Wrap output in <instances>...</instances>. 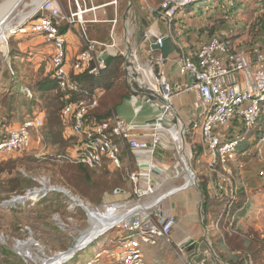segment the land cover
Wrapping results in <instances>:
<instances>
[{
    "label": "built area",
    "instance_id": "2783aa9c",
    "mask_svg": "<svg viewBox=\"0 0 264 264\" xmlns=\"http://www.w3.org/2000/svg\"><path fill=\"white\" fill-rule=\"evenodd\" d=\"M195 2L196 0H163L156 7H148L147 12L169 23L181 10ZM75 3L77 4V0ZM63 21L68 25L78 24L79 36L83 40V50L75 57L70 69L67 41L60 30V23ZM84 25L81 11L65 16L58 0H43L37 10L14 26L11 34L40 36L49 50L47 73L62 93L60 118L70 134L77 139L72 152L58 156L57 159L93 170L104 167L112 170L125 169L136 205H140L142 198L159 188L155 177L162 174L163 169H160L157 161L158 151L173 149L172 144L176 141L171 130L182 127L184 142L186 135H193L198 140L210 196L219 198L230 195L235 201L237 195H244L246 188L240 182L243 162L252 151H249L248 146L241 147L242 141L248 143L241 137V132L245 130L252 133L264 115V51L257 53L252 60L245 52L232 50L229 41L212 37L200 44L193 55L180 53L176 62L178 75L188 77L191 83H176L171 86L166 80L165 72L168 58L163 59L160 54L158 57L150 55L142 59L137 53L138 55H134L136 61L133 63V70L128 74L125 64L129 57L128 49L121 50L113 40L108 43L90 40ZM154 38L159 46L164 39H171L169 36ZM126 43L129 44V41ZM104 54L122 56L123 69L132 92L141 94L146 105L162 109L161 116L154 121L150 137H139L137 132L141 128L117 115L102 121L87 119V113L97 107L98 95L71 100V94L79 90L73 77L84 72L99 76L100 71L105 68L102 60ZM139 65L147 70L142 81L139 79L142 75H139ZM181 92L195 93L196 100L192 108L196 115L188 126L179 123V127H167L165 116L172 110L174 97ZM158 100L162 102L160 106ZM43 127L44 120L39 116L26 120L18 128L0 131V157L28 150L34 134H38ZM254 136L255 149L259 151L264 147V131L256 132ZM122 145L129 150V157H133L132 163H124ZM177 153L181 159V153L178 150ZM125 158L128 159V156ZM180 167L176 163L173 170L175 175H180ZM257 176L261 186H264V167L260 168ZM158 183L161 184L162 181ZM123 193L117 188L113 190V195ZM161 201L145 212H135L114 226L119 234L110 241L105 239L95 259L85 264H99L102 261H107V264H149L142 254V244L155 245L158 241L166 245L172 243L175 218L164 217L158 212Z\"/></svg>",
    "mask_w": 264,
    "mask_h": 264
},
{
    "label": "rangeland",
    "instance_id": "374dc122",
    "mask_svg": "<svg viewBox=\"0 0 264 264\" xmlns=\"http://www.w3.org/2000/svg\"><path fill=\"white\" fill-rule=\"evenodd\" d=\"M5 1L7 0H0V4ZM94 1L98 3L103 0H93L92 2ZM208 1L211 3V0ZM235 2L241 5L242 2L247 3L251 0ZM40 3L41 1L38 0H23L0 32V131L18 128L33 117L40 116L44 120L43 129L38 134H34L32 145L28 150L0 157V264H40L43 259H51L54 255L59 256L60 253H64L76 244L84 245L83 243L88 242L96 235L101 229L92 233L86 211L80 206L73 207L77 202H73L71 197H78L84 205H89V208L95 212L98 211L103 218L119 217L125 208L135 206L137 203L133 197L131 185L127 181L125 169L112 170L104 167L97 170V173L93 172L94 176H91L96 178L94 184L98 183L97 186H103L108 190V194L102 197L101 202L91 203L88 199L98 197V188L96 189L94 185L90 186L86 179L87 176L84 177L75 169L76 166L57 159L58 156L71 153L77 145V139L70 134L68 128L62 123L59 112L57 113L62 93L39 94L35 92L36 84L43 78L49 77L47 73L50 59L49 50L40 36L11 35L14 26L19 25L30 13L37 10ZM251 8L248 9V12L243 11V14L240 13L236 15V18L234 17L238 19L231 25L234 26V33L239 34L241 31L243 33L238 38L252 40L256 35V21L261 20L264 11L260 9L259 15L257 13L258 16H256L250 12ZM232 15L234 16V13ZM235 26L238 28L237 31H235ZM124 47H127L126 44L122 49ZM72 53L74 54L73 50ZM123 68L119 69L122 81H124ZM97 83L89 80L85 87L87 90L95 91ZM100 93L101 91L98 92V94ZM105 100L107 101V98ZM50 106L53 107V112L56 115L54 117L49 115ZM257 131H264V115L252 133L245 132V130L241 132V137L248 143L242 141L240 145L241 147L248 146L252 154L243 162V180L240 182H243L242 185L250 193L249 197H256L259 200V217L264 218V186H258L256 191L253 188L258 184L261 185L257 173L262 166L258 163L257 157L264 155V147L259 151L255 149L254 135ZM185 144L190 147L191 151L187 163L195 173V183H200L203 178L205 179V171L202 166L204 165L205 168V163L202 162L200 155L197 157L192 153H200L198 140L193 135H186ZM172 146L173 149L169 153H165L167 173L168 175L174 173L172 170L176 163H179L183 171L178 183L184 185L187 175L177 150L181 155L183 152L178 148L177 143L173 142ZM250 175L257 181H251L252 176ZM155 179L158 182L166 180L164 174L156 176ZM42 181L47 183L48 188L68 190L71 197L56 191H46L42 192L40 197L32 199L27 194L28 191L43 189ZM116 188L124 193L113 195V190ZM167 189H156L142 198L139 202L140 205L135 207L153 204L156 199L169 191ZM20 196H24L25 199L5 204L12 198ZM103 198L105 199L103 200ZM252 200L253 198H251ZM169 201L170 198H165L159 204L166 206ZM246 201L249 203L247 199ZM112 205L120 207L114 209ZM118 223L121 222L113 224L117 225ZM113 227L99 238L97 237L86 248L78 251L64 264H85L94 260L104 240L110 241L113 236L119 234L118 229ZM29 240L33 242L28 246L30 256L22 255L16 249V243H24ZM262 247L264 248V245H261ZM56 263L58 264V262ZM99 264H107V261H102Z\"/></svg>",
    "mask_w": 264,
    "mask_h": 264
},
{
    "label": "crops",
    "instance_id": "0c3cea01",
    "mask_svg": "<svg viewBox=\"0 0 264 264\" xmlns=\"http://www.w3.org/2000/svg\"><path fill=\"white\" fill-rule=\"evenodd\" d=\"M38 1L42 2L43 0ZM92 1L77 0L76 4L75 0H58L65 16L76 13L78 10L81 11L86 34L90 40L101 43H108L113 40L124 51H127L128 44L126 42L129 41L132 50L137 51L142 59L150 55L160 56L159 52L154 51V53L150 49V37L169 36L176 47L165 63L166 80L171 86L176 83H191L188 77L178 75L176 62L180 53L185 52L193 55L200 44L207 42L212 37L229 41L232 50L243 51L252 60L257 53L264 51V15L261 20L256 21L255 36L257 37L253 36L252 40L238 38L243 34L242 31L239 34L234 33V26H231L238 21L235 19L236 15L243 14V11L248 12L251 7L250 12L258 16L261 0L242 2L240 9L234 12V16L222 10L218 0H211V3L208 0H196L197 9L194 6L183 9L169 23L155 18L147 12L148 7H156L163 0H103L98 3ZM219 1L228 2V0ZM237 26H235V31L238 30ZM60 30L67 41L68 69H70L75 57L83 50V40L79 36L78 24L68 25L63 21L60 23ZM124 44L127 47L122 49ZM98 92L100 91H97L96 94L99 97L102 93L98 94ZM195 100L194 92L177 94L172 102V110L165 116V125L167 127L170 125L179 127V123H182V125L188 126L192 117L196 115L192 108ZM158 103L160 106L161 100H158ZM103 104L105 106L101 107L102 112L114 107L115 115L124 118L136 127H140L141 129L137 132L139 137H150L153 134L151 129L154 121L162 114L160 107L146 105L142 95L136 93L123 97L120 102L118 101L114 105L105 102ZM121 150L124 163H132L133 157H129V150L124 145H122ZM169 151L160 149L157 153V161L160 169H163L162 175L167 177L161 184H158L159 188H168L167 190L170 191L183 186L182 183H178L183 170H178L180 171L179 176L175 173L168 175V168L165 166L167 164L165 163V153H169ZM127 156L128 159L125 158ZM257 159L258 163L264 167V155H259ZM241 179L243 180V175H241ZM250 180L257 181L253 176ZM258 186L261 185L258 184L253 187L255 191ZM242 196L246 203V205L243 204L244 200L241 202L240 206H242L243 211L240 213L234 211L230 216L223 218L220 225L215 223V214L211 209H208L206 213L204 212L199 183L196 186H189L173 193L168 197L170 198L169 203L166 206L160 204L157 209L164 217L173 216L175 218V225L171 234L172 243L166 245L162 241H158L155 245L142 244L141 251L144 259L149 264H189L180 246L190 239L196 244L206 241L218 261L217 264H238L242 261L244 264H264V248H261V245H264V218L259 217V200L256 197H249L250 193L247 189ZM251 198H253L252 201ZM135 206L125 208L123 213ZM119 207L112 205L114 209Z\"/></svg>",
    "mask_w": 264,
    "mask_h": 264
},
{
    "label": "trees",
    "instance_id": "16d2710c",
    "mask_svg": "<svg viewBox=\"0 0 264 264\" xmlns=\"http://www.w3.org/2000/svg\"><path fill=\"white\" fill-rule=\"evenodd\" d=\"M235 1H237V0H228V2L218 0V4L220 5V8L222 10L229 12V14H233L234 12L238 11V9H240V6H241L240 4H237ZM195 4H196V2L194 4H192L191 6L187 7V9L191 8L193 6L195 8L197 6ZM259 5H260V9H262V11H263L264 0H261ZM197 7L195 9H197ZM209 8H211V7H209ZM216 9H218V8H216ZM123 63H124V59L120 55L108 56L104 60L105 68L100 71L99 76H91L87 72H84L82 74H79V75L73 77V80L77 83L79 90H78V92L71 94V100L72 101L79 99V98L80 99L81 98L82 99L83 98L84 99L91 98V97L96 95L97 91H101V93H102L98 97L97 107L93 110H90L87 113V116H86L87 119L94 120V121H102V120H105L107 118H110L111 116L115 115L114 107H112L111 110H108L106 112L101 111V107L105 106V104H103V102L106 101L105 99L107 98V101L105 103H111L114 105V104H116V102H118V101L120 102V100L123 97H127V96L134 94L130 88V85L127 82V77H126L124 69L122 70V72L124 73V75H123L124 81L121 80L122 79L120 77L121 72L119 69H122ZM89 80L98 82L96 87L94 88L95 91H90V90L86 89L85 84ZM35 92L39 93V94H47V93H52V92L59 93V90L57 89V85L53 80H51L49 77H45L38 84H36ZM102 97L103 98L105 97V98L103 99ZM62 107H63V102H60L58 109H57V113L59 112V116H60V111H61ZM48 111H49L50 116H53V117L56 116L53 112L52 106H50ZM257 132H260V131H257ZM198 150L200 152V148ZM192 153H193V155H196L197 157H199L200 153H198V154L194 153V152H192ZM74 166H76L75 169H77L80 173H82L84 175V177L87 176L86 179H87L88 183L90 184V186L94 185L96 189L98 188L97 189L99 191L98 197L91 198L88 200L91 203H97V201L101 202L102 197L105 194H108V190L104 189L103 186L102 187L97 186V185H99L98 183L94 184V182H95L94 179H96V178H92V176H94L93 172H95V173H97V172L93 169H90V168L84 166V165H74ZM82 174H80V175H82ZM199 184H200V190L202 192V197H203V210L205 213L208 209L212 210V212L215 214V220H216L215 223L216 224L221 225L223 222V218L230 216V214H232L234 211L238 212V213L243 211L242 206H240L241 202H243V200H244L241 193L239 195H237L238 197L235 201H233L231 199L230 195H222L219 198H212L208 192V188H207V184H206V178L205 179L203 178V180ZM244 203H245V200H244L243 204ZM238 264H244V263L242 261Z\"/></svg>",
    "mask_w": 264,
    "mask_h": 264
},
{
    "label": "bare ground",
    "instance_id": "6f19581e",
    "mask_svg": "<svg viewBox=\"0 0 264 264\" xmlns=\"http://www.w3.org/2000/svg\"><path fill=\"white\" fill-rule=\"evenodd\" d=\"M23 0H7L5 1L4 3H1L0 4V32L2 31V29L4 28L3 26L5 25V23L9 20V18L11 17V15L13 14V12L15 11V9L20 5V3L22 2ZM41 4V3H40ZM14 30V29H13ZM133 60V63L136 61V59H134V56L132 58ZM138 69H139V79L142 81V78H143V74H147V70L146 69H143L142 66H138ZM172 134H173V137H174V140L176 141L177 145H178V148L182 149V156H181V160L183 162V165L186 167L188 166L189 168V165H188V161L190 159V151H189V146L187 144H185L184 142V139H183V129L182 127H179L178 129L176 128L175 129H172L171 130ZM177 147V146H176ZM181 163V162H180ZM182 170V169H181ZM187 175V173H186ZM195 179H196V176H195V173L194 175H188L187 176V181L189 182V184L191 185H194L195 183ZM186 181V183H187ZM46 182L45 181H42V188L43 189H36L34 190L33 192L31 193H27L32 199H35L36 197H40L41 193L42 192H46V191H56V188L55 189H51L50 187L48 188L46 186ZM177 192L176 190H170L168 191L167 193L161 195L158 199L155 200V202L153 204H151L152 206H154L158 201H161V200H164L165 198H168L170 197L173 193ZM26 194V195H27ZM67 196L71 197V195H68ZM73 198V197H72ZM25 199V197H24ZM71 199V198H70ZM16 201H21L20 199H12L10 202L8 203H15ZM73 201V200H72ZM73 202H77V204H74L73 207H77V206H80L82 207L87 215H88V218H89V221H90V225H91V230H92V233L97 231V229H101L96 235H94L88 242L86 243H83L84 245L82 244H76L74 245L72 248L70 249H73V248H76L77 250L74 251L75 254L80 251V250H83L84 248H86L90 243H92L97 237L99 238V236L103 235L107 230H109L111 227H113V225H116V224H113V223H117L118 221L119 222H122L126 219H128L132 212H145V210H147L148 208H150L151 205H146V206H141V207H133L127 211H125L121 216L119 217H116V218H103L99 213L98 211L95 212V210H92L89 208V206H86L84 205L83 203L80 204V202L78 201H73ZM6 203V204H8ZM119 224V223H118ZM33 244L32 241H27V242H24V243H19L17 242L16 243V249L22 254V255H27V256H30V253L28 251V246ZM71 251L67 252V253H60L59 256L58 255H54L53 257L48 258V259H43L41 261L40 264H57L56 262H58V264H64L65 262H67L70 258H72L73 256H71ZM74 254V255H75Z\"/></svg>",
    "mask_w": 264,
    "mask_h": 264
},
{
    "label": "water",
    "instance_id": "95a60500",
    "mask_svg": "<svg viewBox=\"0 0 264 264\" xmlns=\"http://www.w3.org/2000/svg\"><path fill=\"white\" fill-rule=\"evenodd\" d=\"M141 37H142V35H141ZM149 42H150V49L153 52L154 51L159 52L163 59H167L168 56L171 53H173L176 49L174 43L169 38L164 39L161 46L156 44V39L153 37H150ZM128 51H129V57L126 59L125 64H126L127 73L130 74V72H132V70H133L132 58L135 54L136 55H138V54H137V51L134 52L132 50L130 43L128 44ZM107 57H108V55L104 54L102 56V60H105ZM145 92L149 93L148 91H145ZM185 172L187 173V176L189 174L194 175V171L190 166L188 168V166L186 167V165H185ZM196 185H197L196 183H194V185H191L187 181V183L185 182L184 185L181 188L176 189V191L181 190L183 188H187L189 186H196ZM56 190L60 193L70 195V192L64 188H56ZM29 193H31V192L29 191ZM12 199H14V198H12ZM15 199L23 200L24 196L16 197ZM71 200L78 201V202H80V204H82V202L80 201V199L78 197H76V198L71 197ZM6 203H8V202H5V204ZM180 249L184 252V255L186 256L187 260L189 261V264H217L218 263V261L216 260L212 250L210 249V247L208 246L206 241H202L200 244H196L194 241L188 239L186 242H184V244H182L180 246ZM76 250H77L76 248L68 249L64 253L71 251L72 252L71 256H74V254H75L74 251H76Z\"/></svg>",
    "mask_w": 264,
    "mask_h": 264
}]
</instances>
